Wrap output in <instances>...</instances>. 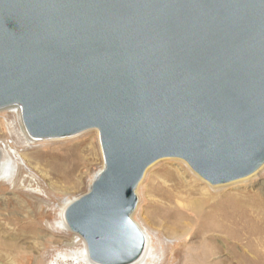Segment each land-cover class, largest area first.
<instances>
[{"label":"water","instance_id":"water-1","mask_svg":"<svg viewBox=\"0 0 264 264\" xmlns=\"http://www.w3.org/2000/svg\"><path fill=\"white\" fill-rule=\"evenodd\" d=\"M31 137L98 129L104 167L66 210L102 264L145 247L131 213L147 168L213 184L264 164V0H0V109Z\"/></svg>","mask_w":264,"mask_h":264},{"label":"rangeland","instance_id":"rangeland-1","mask_svg":"<svg viewBox=\"0 0 264 264\" xmlns=\"http://www.w3.org/2000/svg\"><path fill=\"white\" fill-rule=\"evenodd\" d=\"M42 139L33 140L28 135L20 106L0 109V264H99L90 259L88 251H85L87 260L81 257L85 240L69 228L62 216L68 205L57 207L64 198L72 202L89 192L92 180L103 168L99 131L94 128L72 136ZM74 143L83 150L95 148L96 152L91 153L89 161H81L70 178L53 173L52 164L40 163L45 155L49 157V160L43 159L45 161L52 160L53 154L55 158L64 157L66 150L71 149L68 145ZM14 150L30 160V168L45 192L37 190V184L29 178L24 186L14 189L12 180L17 165H23ZM24 171L23 176H26L27 170ZM256 173L213 185L183 159L170 157L153 163L137 189L138 206L132 217L136 223L156 230L151 231L153 246L139 264H217L218 260L211 256V247L200 244L207 234H214V240L222 247L220 264H264V227L256 230L260 223L253 213H245L248 207L250 210L254 207L253 200L259 196L264 205V173L255 177ZM177 198L194 202L201 207L196 209L199 211L209 208L205 202L210 199L217 210L216 216L185 215L175 208ZM39 204L43 208L37 211ZM19 206H24L31 214L40 212L42 216L36 223L23 218L7 221L8 214ZM190 225L195 227L188 241L172 233V230L190 231ZM39 234L47 235L52 242H46V249L37 254L33 240ZM72 240L78 244L74 249L65 245Z\"/></svg>","mask_w":264,"mask_h":264},{"label":"bare ground","instance_id":"bare-ground-1","mask_svg":"<svg viewBox=\"0 0 264 264\" xmlns=\"http://www.w3.org/2000/svg\"><path fill=\"white\" fill-rule=\"evenodd\" d=\"M25 130H26V128H25ZM31 138L33 140H37V139L38 140L39 139L40 140H43L41 138H36V137H31ZM44 139H46V138H44ZM47 144H49V143H47ZM69 146L70 145H68L67 148H71V149L66 150V152H68V153L66 155L64 154V157H62V158H55L54 157V154H53V158H51L52 160L45 161V160H49V157L48 156L46 157V155L44 154L45 156H43V159H45V160L42 159L43 161L41 160L40 163H45L46 166H49L50 164H52V165H50V168L52 169L53 173L54 172H58V173L62 174V178H65V179L70 178L71 177L72 170H74L75 168H78V165H80V162L81 161H89L90 160L91 153L94 152V151L96 152V149L95 148H92V147H88V149H84L83 150L82 149V146L75 145V143L73 145L74 147L72 145L70 147ZM86 151H87V153L88 152L89 153L88 154H85ZM14 154H15L16 157H21V160L23 162L22 163L23 164L22 166L21 165H17L16 175H15L14 179L12 180V184H13L14 189L19 188L22 185L24 186L25 183L28 181V178H29L31 182L34 181L37 184V190L39 188V191L45 192L42 189V186L40 185V179H37V177L35 176V174L32 172V169L30 168L31 167L29 165L30 164V160L29 159H26L22 154H20L18 152V150H14ZM150 166H152V165H150ZM150 166L147 168L146 172L144 173L143 178L141 179L140 183L138 184V186L136 188V191H135L136 193H137V189H138L139 185L141 184L142 180L144 179V177H145L148 169L150 168ZM24 169L27 170V175L26 176H23V174L25 172ZM259 169H260V172L256 173ZM101 170H99V172L95 175L94 179L98 176V174L101 172ZM254 173H256L255 174V177L258 176V175L263 174L264 173V164L261 165V167H259L256 171H254L253 173H251V174H249V175H247L245 177H248V176H250V175H252ZM198 175H200V174H198ZM245 177H242V178H245ZM94 179L92 180L91 186L93 184ZM239 179H237V180H239ZM234 181H236V180H234ZM234 181H229V182H234ZM229 182H227V183H229ZM210 184H213V183H210ZM213 185H218V184H213ZM91 186H90V188H91ZM79 198H77V199H79ZM261 198H262V196H259L258 198H256L255 200H253V202L255 203L254 204V207L253 208L251 207L252 208L251 210H250V207H248L247 208V211L245 212L246 214H249V211L251 212V214L253 213V217L255 218V220L260 223L256 227V230L258 229V227H264V205L262 203V199ZM75 200H73L71 202L70 198H68V197L67 198H64L63 200H61L62 203H58L57 207H63L62 205H68L67 206V208H68L71 205V203H73ZM38 202H39V200H38ZM205 203L208 204V207L209 208L208 209H204L202 211H199V210H196V209H200L201 207H198L194 202H192V201H185V200H182V199H178L177 198L176 199V203H175V208H177L178 211H181V213H185V215H187V214H190V215L195 214V217L197 216V217H209L210 218V217L216 216L217 210H216V208L213 207L214 203H211L210 202V199H208ZM137 206H138V202L136 204L135 209L131 213V217H133V214H134ZM50 207H54V206L53 205H50ZM40 208H43V206L39 204L37 211L41 210ZM67 208H66V210H67ZM66 210H65V213H63L64 211L62 212L63 213L62 216H63V218L65 217V221L67 222V219H66ZM245 210H246V208H245ZM43 211H45V209H43ZM36 212H34L33 214H31L29 211L25 210L24 206H19V207L15 208L12 212H10L8 214L10 216L8 217L7 221H13V220L18 221V220H20V218H23V219H28V220L36 223L37 220H38V218L42 216V214L40 212H37V213ZM44 214L46 216L47 212H45ZM251 214H250V216H252ZM214 222L216 223L217 221L215 220ZM67 224H68V222H67ZM139 224L137 223L138 227L140 228V230L142 231V233L144 234V237H145V247H144L143 252L139 256V258L136 261H134L132 263H129V264H139L140 262H142L143 260H145L146 259V256H147V253H148L149 247L152 248V246H153V244H152V242H153V236L151 234V231L154 233L156 230H152L150 228V225L147 226V227H144L141 223H139ZM68 226H69V224H68ZM189 227H190V231H187L186 230L185 232H183V231L182 232H175V231L173 232V230H172V233H174V235L177 238L180 237V238H183L185 241H188L189 238L191 237V233H192V231H193V229H194L195 226L194 225H190ZM207 230H208V228H207ZM158 235H159V232L157 234H155V236H158ZM215 237L216 236L214 234H207L206 236H204V237L201 238L202 240H201L200 244H204V245L210 246L211 247V256L214 257V259H217L218 260L217 261L218 262L217 264H220V260L222 258L221 255H222V252L223 251L221 250L222 247H220L218 245V242H216L214 240ZM230 237H234V236H230ZM83 239H84V237H83ZM33 241H34L33 248H35L34 250H35V253H37V254L40 253L42 250H45L46 249V246H45L46 242H52V240H49L47 238V235H42V234H39L38 236H36ZM85 242H86V240H85ZM85 242L83 241L84 249L81 251V257L84 260L86 259L87 253L89 252L88 244H87V242L86 243ZM233 244H236V242H234ZM65 245L68 248H71V249H74L75 246H78V244H76V242L74 240H72V241H66L65 242ZM85 251H88V252L85 253ZM88 256L90 257V252H89ZM90 259L92 261H94L91 257H90ZM97 263H99V262H97ZM99 264H102V263H99Z\"/></svg>","mask_w":264,"mask_h":264}]
</instances>
